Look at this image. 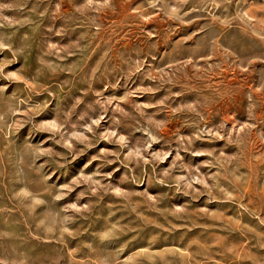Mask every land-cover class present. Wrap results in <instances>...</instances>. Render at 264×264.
<instances>
[{
    "label": "rangeland",
    "instance_id": "374dc122",
    "mask_svg": "<svg viewBox=\"0 0 264 264\" xmlns=\"http://www.w3.org/2000/svg\"><path fill=\"white\" fill-rule=\"evenodd\" d=\"M0 264H264V0H0Z\"/></svg>",
    "mask_w": 264,
    "mask_h": 264
},
{
    "label": "bare ground",
    "instance_id": "6f19581e",
    "mask_svg": "<svg viewBox=\"0 0 264 264\" xmlns=\"http://www.w3.org/2000/svg\"><path fill=\"white\" fill-rule=\"evenodd\" d=\"M247 14V13H246Z\"/></svg>",
    "mask_w": 264,
    "mask_h": 264
}]
</instances>
